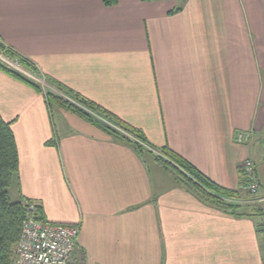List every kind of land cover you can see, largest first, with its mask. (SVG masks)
Masks as SVG:
<instances>
[{
	"label": "crops",
	"instance_id": "obj_1",
	"mask_svg": "<svg viewBox=\"0 0 264 264\" xmlns=\"http://www.w3.org/2000/svg\"><path fill=\"white\" fill-rule=\"evenodd\" d=\"M0 41L37 77L81 95L217 186L259 191L241 215L205 205L154 155L136 154L0 71V118L15 139L19 197L77 225L83 264H264V0H0ZM53 82V85H51ZM38 84H40L38 82ZM41 85V84H40ZM56 89V88H55ZM57 90V89H56ZM236 133H248L245 144ZM241 201V200H240ZM247 206V207H246ZM256 216L264 219V209Z\"/></svg>",
	"mask_w": 264,
	"mask_h": 264
},
{
	"label": "trees",
	"instance_id": "obj_2",
	"mask_svg": "<svg viewBox=\"0 0 264 264\" xmlns=\"http://www.w3.org/2000/svg\"><path fill=\"white\" fill-rule=\"evenodd\" d=\"M118 2L119 0H101L102 5L107 8L116 6ZM0 57L7 61L17 62L21 68L38 76L34 64L4 45L1 41ZM0 71L24 82L36 92H40L39 89H42L40 84L34 83L32 80L11 69L1 59ZM43 79L46 83H51L50 80ZM51 85H53V82ZM53 86L62 96L46 91L45 99L49 109L53 104L66 108L81 119L93 124L112 139L123 142L136 154L148 153L154 155V159L158 163L179 177L181 185L205 205L220 209L222 212L231 216L241 215L242 209L240 205L225 201L226 199H236L237 191H230L217 186L203 176L190 163L166 147L156 154L151 153L152 151L145 143L140 131L121 123L111 113L81 95L67 90L60 85L54 84ZM91 114L105 119L111 125L127 134V136L118 134L114 130L106 127L99 119ZM18 168L19 160L11 126L0 118V264H12L13 251L19 241L22 222L26 214V205L30 201L21 196L18 202L11 203L9 201L7 190L11 186L14 178L18 182ZM240 187L242 190L247 188V179L244 174L241 175ZM40 208L41 206L39 205L37 207L38 219L45 222Z\"/></svg>",
	"mask_w": 264,
	"mask_h": 264
},
{
	"label": "built area",
	"instance_id": "obj_3",
	"mask_svg": "<svg viewBox=\"0 0 264 264\" xmlns=\"http://www.w3.org/2000/svg\"><path fill=\"white\" fill-rule=\"evenodd\" d=\"M0 59L23 76L37 80L33 74L21 68L17 62L7 61L1 57ZM38 82L41 84V79H38ZM119 131L127 136L123 131ZM248 139V133H236L234 136V141L241 145L245 144ZM240 171L247 179L248 193L257 195L259 184L252 161L249 159L243 161ZM38 206L36 201L31 200L26 205V214L12 264H83L80 258L75 257L80 227L42 222L38 219Z\"/></svg>",
	"mask_w": 264,
	"mask_h": 264
},
{
	"label": "rangeland",
	"instance_id": "obj_4",
	"mask_svg": "<svg viewBox=\"0 0 264 264\" xmlns=\"http://www.w3.org/2000/svg\"><path fill=\"white\" fill-rule=\"evenodd\" d=\"M34 77H36L37 80H32V81L34 83H38V79H40V78L37 77V76H35V75H34ZM28 79H30V78H28ZM42 86H43L44 89L46 88L47 90L53 89L54 92L57 95L62 96V94L59 93L55 88H51L50 89V87H48L46 85V83H44L41 80V87ZM93 116L95 118L99 119V121L103 125H105L106 127L110 128V129L114 130L115 132H117L118 134H121L122 135V133L116 127H114L113 125H111L105 119L100 118V117H97V115H94V114H93ZM256 139H257V140H255L256 142L251 141V156L255 159V165L257 167L258 173L261 174V173H264V135L262 134V136H258V138H256ZM262 176H264V175H262ZM7 193H8L9 201L11 203H15V202H18L19 201L18 184H17L15 178L13 179L11 186L8 188ZM255 196L256 195L249 194L248 191H247V188H246L245 190L241 191V194H239V199H226L225 201H227L228 203H233L235 205H237V204L238 205H243V201L244 200H253V199H255ZM258 206L261 207L262 209H264V205L263 204L257 205V206H253V214L252 215H253L254 218H256L257 222L263 224L264 219H262L261 217L256 216V214H255L256 209H257ZM241 209L243 211H247V212H251V210H252V208H245L244 209L243 207H241ZM14 254H15V249L13 251L12 262H13V259H14Z\"/></svg>",
	"mask_w": 264,
	"mask_h": 264
}]
</instances>
